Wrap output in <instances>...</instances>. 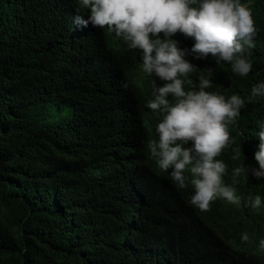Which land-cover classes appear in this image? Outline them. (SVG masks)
<instances>
[{
  "label": "trees",
  "instance_id": "obj_1",
  "mask_svg": "<svg viewBox=\"0 0 264 264\" xmlns=\"http://www.w3.org/2000/svg\"><path fill=\"white\" fill-rule=\"evenodd\" d=\"M240 3L257 30L244 52L251 71L240 76L212 56L186 55L195 68L184 87L199 90L203 77L212 81L205 91L245 100L216 159L241 197L222 208L257 220L264 180L248 173L234 182L232 173L253 167L264 121V97L249 100L264 82V0ZM77 6L0 0V264H259L196 228L213 230L216 220L195 214L153 171L140 145L156 119L144 107L150 81L113 35L73 23ZM171 39L187 49L183 35ZM257 195L259 209L245 206Z\"/></svg>",
  "mask_w": 264,
  "mask_h": 264
},
{
  "label": "clouds",
  "instance_id": "obj_2",
  "mask_svg": "<svg viewBox=\"0 0 264 264\" xmlns=\"http://www.w3.org/2000/svg\"><path fill=\"white\" fill-rule=\"evenodd\" d=\"M75 11L74 24L113 35L138 76L150 81L144 107L156 119L140 145L153 171L184 194L195 214L216 220L213 230L198 222L196 228L214 236L234 256L264 264V213L253 220L222 208L240 205L241 197L224 177L227 165L216 159L232 142L227 125L240 115L245 100L205 91L212 81L203 77L199 90L184 87L192 84L188 74L195 68L186 55L197 62L212 56L240 76L251 71L244 52L245 46H254L257 30L248 7L240 0H78ZM177 33L185 37L187 49L171 39ZM257 96L264 97V82L252 87L249 100ZM259 128L260 142L251 145L253 167H236L234 182L248 173L264 180V121ZM261 204L257 195L245 206L256 210Z\"/></svg>",
  "mask_w": 264,
  "mask_h": 264
}]
</instances>
